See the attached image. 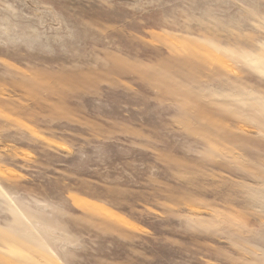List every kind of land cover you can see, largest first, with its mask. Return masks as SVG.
<instances>
[{"label":"rangeland","instance_id":"1","mask_svg":"<svg viewBox=\"0 0 264 264\" xmlns=\"http://www.w3.org/2000/svg\"><path fill=\"white\" fill-rule=\"evenodd\" d=\"M0 264H264V0H0Z\"/></svg>","mask_w":264,"mask_h":264}]
</instances>
